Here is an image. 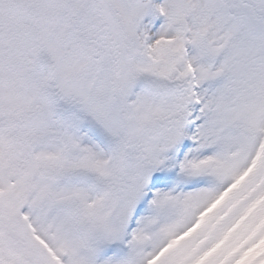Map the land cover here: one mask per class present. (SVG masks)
I'll return each instance as SVG.
<instances>
[{
    "label": "snow or ice",
    "instance_id": "obj_1",
    "mask_svg": "<svg viewBox=\"0 0 264 264\" xmlns=\"http://www.w3.org/2000/svg\"><path fill=\"white\" fill-rule=\"evenodd\" d=\"M0 264H264V0H0Z\"/></svg>",
    "mask_w": 264,
    "mask_h": 264
}]
</instances>
